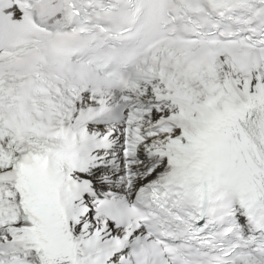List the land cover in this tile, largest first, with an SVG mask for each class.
Instances as JSON below:
<instances>
[{"label":"snow or ice","instance_id":"obj_1","mask_svg":"<svg viewBox=\"0 0 264 264\" xmlns=\"http://www.w3.org/2000/svg\"><path fill=\"white\" fill-rule=\"evenodd\" d=\"M0 264H264V0H0Z\"/></svg>","mask_w":264,"mask_h":264}]
</instances>
